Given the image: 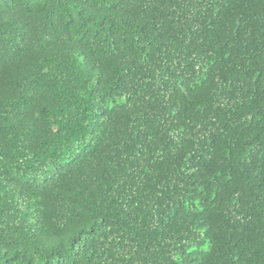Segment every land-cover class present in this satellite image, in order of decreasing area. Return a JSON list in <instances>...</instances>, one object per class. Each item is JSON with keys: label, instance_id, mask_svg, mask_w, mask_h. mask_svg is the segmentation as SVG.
I'll return each instance as SVG.
<instances>
[{"label": "trees", "instance_id": "trees-1", "mask_svg": "<svg viewBox=\"0 0 264 264\" xmlns=\"http://www.w3.org/2000/svg\"><path fill=\"white\" fill-rule=\"evenodd\" d=\"M0 264H264V0H0Z\"/></svg>", "mask_w": 264, "mask_h": 264}]
</instances>
